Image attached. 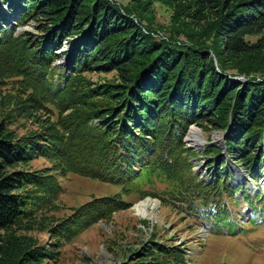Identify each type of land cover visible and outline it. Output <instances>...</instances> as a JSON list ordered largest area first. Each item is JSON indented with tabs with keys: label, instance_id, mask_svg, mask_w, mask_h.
Listing matches in <instances>:
<instances>
[{
	"label": "trees",
	"instance_id": "1",
	"mask_svg": "<svg viewBox=\"0 0 264 264\" xmlns=\"http://www.w3.org/2000/svg\"><path fill=\"white\" fill-rule=\"evenodd\" d=\"M14 1L0 0V264L56 261L64 243L134 206L112 195L50 215L62 208L57 175L159 198L209 226L231 220L229 202L264 200L229 165L264 180V0H17L12 26L3 6ZM158 2L173 10L169 36L156 26ZM66 44L73 67L58 73ZM20 119L38 128L18 135ZM193 125L225 134V151L204 150L210 183L185 143ZM41 158L52 167L32 168ZM156 183L166 188L140 190ZM186 250L154 232L140 258L119 264H192Z\"/></svg>",
	"mask_w": 264,
	"mask_h": 264
},
{
	"label": "rangeland",
	"instance_id": "2",
	"mask_svg": "<svg viewBox=\"0 0 264 264\" xmlns=\"http://www.w3.org/2000/svg\"><path fill=\"white\" fill-rule=\"evenodd\" d=\"M118 1L126 5L131 0ZM19 9L20 4L17 0L12 2V8L3 6L8 24L15 26L19 18ZM153 13L156 16L158 30L162 28L164 35H171V25H176L171 22L173 10L166 4L158 2L153 6ZM35 26L36 22L32 21L29 26L19 30L34 29ZM65 46L66 48L58 52L61 59L57 64L61 65L58 73L63 70L66 74L73 67V61L72 45ZM259 59L264 60V55H260ZM111 77L113 73L93 76L94 80ZM10 128L18 135H22L35 130L38 125H34L31 120L20 119ZM191 129L187 133L186 146L198 154L197 160L192 159L191 163L197 172L208 175L212 170L207 165L204 150L208 144L224 148L225 139L222 142V136L225 134L214 129L206 130L205 127L197 125H193ZM227 159L231 160L228 156ZM232 163L233 161L229 162V165L236 174V184L247 187L253 195H256L258 190L264 193V180L259 183L249 182L243 167L233 166ZM30 165L35 169L52 167L49 161L42 158L32 161ZM57 178L64 190L58 201L62 208L50 212V215L67 217L74 208L93 198L112 195H121L134 206L127 211L116 213L110 222H100L72 242L64 243L58 259L48 264H119L126 259L131 261V257L138 259L142 255V248L152 239L154 232L159 234L162 240L167 239L169 244L176 242L181 247H186L192 264H264V200L255 199L248 204L238 198V203L229 202L231 220L219 225L211 224L208 229V225L202 223L196 216L182 214L172 206L164 205L159 198L148 197L142 200L140 192L132 191V194L126 195L121 186L73 173L57 175ZM165 188L166 185L156 183L153 187L142 185L140 190L159 193ZM146 200L158 204L157 209L149 217L142 216L136 209L137 205ZM27 234L43 245L51 243L47 233L32 231Z\"/></svg>",
	"mask_w": 264,
	"mask_h": 264
},
{
	"label": "bare ground",
	"instance_id": "3",
	"mask_svg": "<svg viewBox=\"0 0 264 264\" xmlns=\"http://www.w3.org/2000/svg\"><path fill=\"white\" fill-rule=\"evenodd\" d=\"M158 204L151 200H146L141 204L136 206L137 211L144 217H149L151 213H154L155 209H157Z\"/></svg>",
	"mask_w": 264,
	"mask_h": 264
},
{
	"label": "water",
	"instance_id": "4",
	"mask_svg": "<svg viewBox=\"0 0 264 264\" xmlns=\"http://www.w3.org/2000/svg\"><path fill=\"white\" fill-rule=\"evenodd\" d=\"M231 80L232 81H235V82H238V83H241V82H244V81H246V79L245 78H243V77H236V78H231ZM191 131H192V129H191ZM223 138H222V142H224V137L225 136H222ZM225 148V147H224Z\"/></svg>",
	"mask_w": 264,
	"mask_h": 264
}]
</instances>
